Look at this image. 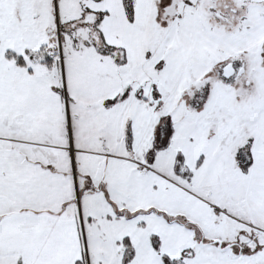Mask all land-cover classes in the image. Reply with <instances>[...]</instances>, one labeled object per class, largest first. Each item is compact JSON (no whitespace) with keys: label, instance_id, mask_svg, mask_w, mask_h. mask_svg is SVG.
<instances>
[{"label":"snow or ice","instance_id":"snow-or-ice-1","mask_svg":"<svg viewBox=\"0 0 264 264\" xmlns=\"http://www.w3.org/2000/svg\"><path fill=\"white\" fill-rule=\"evenodd\" d=\"M0 264H264V0H0Z\"/></svg>","mask_w":264,"mask_h":264}]
</instances>
